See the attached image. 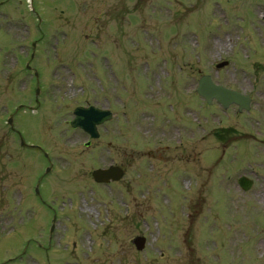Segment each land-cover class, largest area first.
Returning <instances> with one entry per match:
<instances>
[{"label": "rangeland", "instance_id": "374dc122", "mask_svg": "<svg viewBox=\"0 0 264 264\" xmlns=\"http://www.w3.org/2000/svg\"><path fill=\"white\" fill-rule=\"evenodd\" d=\"M29 1L0 0V264H264V0ZM203 74L250 109L207 105ZM89 104L113 112L95 139L69 125Z\"/></svg>", "mask_w": 264, "mask_h": 264}, {"label": "water", "instance_id": "95a60500", "mask_svg": "<svg viewBox=\"0 0 264 264\" xmlns=\"http://www.w3.org/2000/svg\"><path fill=\"white\" fill-rule=\"evenodd\" d=\"M198 92L208 102H211L212 98L215 97L224 106H227L231 102H236L241 108H248L249 99L246 96L240 95L232 90L224 88L220 85H215L209 76H204L200 80ZM76 117L71 122L73 126H80L84 130L96 136L97 132L95 125L103 122L111 117V114L107 110H100L94 107L88 108H77L75 110ZM122 171L118 167H109L104 170H96L93 172V176L97 181H108L109 178L116 179L120 177ZM244 178L239 180L243 188H248L250 182L244 181Z\"/></svg>", "mask_w": 264, "mask_h": 264}]
</instances>
